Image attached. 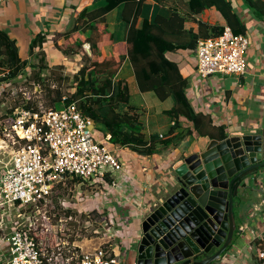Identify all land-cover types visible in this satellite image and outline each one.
Listing matches in <instances>:
<instances>
[{
	"label": "crops",
	"instance_id": "0c3cea01",
	"mask_svg": "<svg viewBox=\"0 0 264 264\" xmlns=\"http://www.w3.org/2000/svg\"><path fill=\"white\" fill-rule=\"evenodd\" d=\"M165 1V4H160L157 0H144L141 4V16L149 19L155 14L167 16L171 13L172 6L183 13L184 2L187 0ZM230 1L244 23L243 34L249 41L246 52L247 69L244 74L236 76L214 73L206 78H200L195 70L194 49H178L166 53L168 57L177 61L181 74L188 79L186 92L194 109L209 115L213 125H224L227 136L236 135L240 131H249L253 127L264 126V0H259L258 3L260 11L263 10L261 12H254L252 8H248L243 0ZM93 2L94 0H0V32L14 40L22 60L37 62L36 53L41 49L45 53L44 60L49 66L64 64L66 59L57 45H60L63 39L57 34L67 31L80 10L89 7ZM98 3L101 4L102 0H98ZM118 12L119 7L105 15V23L110 31H113ZM183 15L188 16L185 27L191 26L194 31L197 30L196 22L198 21L208 25L218 24L229 29L222 16L211 8L199 14L185 13ZM140 22L141 17L138 19V25ZM40 33L46 36L41 47L30 48L31 40ZM110 50L111 46L104 48L105 53H109ZM87 53L90 54L88 51ZM75 56L80 58L81 55L77 53ZM116 77L128 82L130 95L135 96L134 106L141 113L139 120L143 123L142 131L145 135L165 133L173 124L164 113L172 106V99H165H169L171 104L163 100L165 104L162 105L155 102L157 100L154 98L156 97L154 92H140L132 68L127 61L122 63ZM2 90L4 89H0ZM150 93H153L152 96ZM7 112L5 110L6 115H3L0 120V144L5 140L1 128L12 116V110ZM180 120L182 128H192L185 118L180 117ZM92 130L95 137L104 142L109 135L97 129L94 124ZM209 140L207 137L196 136L193 131L177 147L150 155H140L127 147H120L108 141V146L123 164V173L116 172V174L109 171L101 182L80 179L68 182L73 183V186L75 183L82 184L86 187L85 192L88 191L89 194L95 192L94 206L85 202L84 206L80 207L85 208L89 204L86 208L98 213L101 217L100 223L109 217L113 224L110 234L107 233L108 236L94 237L99 241L98 245H109L114 254L120 258L121 264L131 263L135 256L131 245L135 236L140 233L139 222L159 202L165 192L164 188L174 179L171 168L173 163L193 152L203 150ZM1 153L3 152L0 149V176L5 163ZM7 153L9 154V151ZM109 180H115L117 183L115 190L108 184ZM57 190L54 191L52 201ZM238 193L240 194L238 205L235 204L233 208L236 230L231 245L224 250L219 259L211 264H258V251L264 246V167L247 174L238 186ZM87 197L85 193L83 199L86 200ZM67 205L65 210L71 212L72 208L76 207L74 203ZM71 205L74 206L71 207ZM15 208L19 210L22 207L9 209ZM9 209L4 207L3 210L0 206V259L3 261L9 257L8 245L3 237L16 224L15 219L6 214L9 213ZM22 213L17 216L28 217L26 210L23 209ZM94 238L90 237L77 242L74 239L70 249L79 254L91 251L93 249L88 250L85 247ZM216 250L217 248H213L211 254Z\"/></svg>",
	"mask_w": 264,
	"mask_h": 264
},
{
	"label": "trees",
	"instance_id": "16d2710c",
	"mask_svg": "<svg viewBox=\"0 0 264 264\" xmlns=\"http://www.w3.org/2000/svg\"><path fill=\"white\" fill-rule=\"evenodd\" d=\"M143 1L102 0L100 4L94 0L92 5L80 10L67 31L57 34L63 39L60 45L57 44L60 51L75 55L84 43H88L90 54L83 52L84 62L72 75L70 91L66 95L57 90L50 98L51 107L59 109L75 103L97 129L109 134L111 144L127 147L140 155L177 147L193 131L198 137L218 141L225 139L224 125H213L209 115L194 109L186 92L188 79L181 74L177 61L166 53L194 49L198 38L216 36L225 30L224 26L198 21L197 30L194 31L191 26L185 27L188 16L183 14L193 15L205 9H214L234 34H240L244 33L245 26L239 14L230 0H187L183 13L172 6L169 15L155 14L149 19L141 16ZM157 2L166 3L165 0ZM259 2L243 0L254 12L263 11L258 7ZM117 7L119 12L113 31H110L105 23V15ZM45 37L44 33L38 34L31 40L30 48L41 47ZM106 46H111L109 53L104 51ZM36 55L37 62L22 60L14 40L0 32V69L7 71V79L26 77L27 67L33 71L32 75L37 81L45 80L43 70L49 71V76H54L55 80L63 79L53 74V68L59 69L61 66H49L41 49ZM124 61L130 64L140 92L152 91L161 101L172 99V106L164 113L173 124L165 133L146 136L142 131L143 123L139 120L141 113L131 103L129 84L125 79L116 77ZM47 97H50L49 93ZM180 117L190 122L192 128H182Z\"/></svg>",
	"mask_w": 264,
	"mask_h": 264
},
{
	"label": "built area",
	"instance_id": "2783aa9c",
	"mask_svg": "<svg viewBox=\"0 0 264 264\" xmlns=\"http://www.w3.org/2000/svg\"><path fill=\"white\" fill-rule=\"evenodd\" d=\"M248 45L245 34L229 29L198 38L194 48L197 76L244 74ZM6 74L0 69V89L12 83ZM11 115L1 128L3 144L9 148L0 176V206L5 209L45 207L52 202L54 191L69 180L101 182L109 171L123 173L122 162L108 146L109 135L106 143L96 138L92 120L75 103L59 109L40 104L20 106ZM108 184L113 187L117 183L109 180ZM108 222L102 221L104 225ZM16 224L3 237L9 257L0 259V264H121L109 245L80 254L68 248L69 256L57 253L60 259L55 256L53 261L54 253L42 252L31 227ZM258 264H264V246L258 251Z\"/></svg>",
	"mask_w": 264,
	"mask_h": 264
},
{
	"label": "water",
	"instance_id": "95a60500",
	"mask_svg": "<svg viewBox=\"0 0 264 264\" xmlns=\"http://www.w3.org/2000/svg\"><path fill=\"white\" fill-rule=\"evenodd\" d=\"M262 167L264 126L221 141L210 139L203 150L176 160L174 179L139 222L129 264H211L219 259L236 230L238 185Z\"/></svg>",
	"mask_w": 264,
	"mask_h": 264
},
{
	"label": "rangeland",
	"instance_id": "374dc122",
	"mask_svg": "<svg viewBox=\"0 0 264 264\" xmlns=\"http://www.w3.org/2000/svg\"><path fill=\"white\" fill-rule=\"evenodd\" d=\"M88 46V43H84L81 49L77 51L78 55H81L80 58L73 55L74 53L66 54L63 52L66 59L64 60V64L56 65L58 67L61 66L59 69L53 68L55 70L53 74L63 78L60 81L55 80L54 76H49L50 73L47 70L42 71L45 80L43 82L37 81L32 75L33 71L29 68H26V77L17 76L15 79H8L12 82L11 85L4 87V90L0 91V120L3 115H6L5 110L8 111L7 113H9V110H12L11 113H13L17 108L26 104L31 107H37L39 104L46 108L51 107L50 98L55 95L57 90L67 95L70 91L72 75L83 64V52H87V49H89ZM48 93L50 97H47ZM152 94L153 93H150V96H152ZM154 98L157 100L155 102L158 104L164 105L165 101L171 104L169 99L160 101L156 97ZM134 100L135 96L131 95L132 104H134ZM0 149L3 152L1 153V157L6 161L9 156L7 153L9 148H6L3 142H1ZM75 185L73 186V183L60 185L53 201L45 207L39 205L38 209H35L33 206L30 207L31 209L19 208L18 210L15 208L14 210L9 209V213H6L15 219L16 225L21 223L23 227L27 225L31 227L30 232L35 236L42 252L48 255L52 252L54 253V257H52L53 261L55 256H57L58 260L60 259L57 253H60L62 256L70 255L67 250L70 248L71 242L74 239L77 242L82 239H90V237H106L110 229L113 228L112 222H108L107 225H104L102 222L100 223L101 217L98 213L86 208L89 204H91L92 207L94 206L96 202L94 201L95 192L89 194L88 191L85 192L86 187L82 184L75 183ZM116 186L111 188L115 190ZM85 193L88 195L86 200L83 199ZM57 195H59V197ZM105 198L107 199L106 196ZM85 202H89V204L85 208L80 207ZM70 203H74L76 206L73 207L74 205H71V207H73L72 212L65 210L66 206H68L67 204ZM4 207L6 206H2V208ZM23 209L28 213V217L21 216L23 214ZM19 213L22 214L17 216ZM106 218L109 219V217ZM98 242L99 241L94 238L91 242L87 243V247L85 248L91 250L93 246L98 247Z\"/></svg>",
	"mask_w": 264,
	"mask_h": 264
},
{
	"label": "flooded vegetation",
	"instance_id": "af4514ba",
	"mask_svg": "<svg viewBox=\"0 0 264 264\" xmlns=\"http://www.w3.org/2000/svg\"><path fill=\"white\" fill-rule=\"evenodd\" d=\"M240 183H241V182H240ZM240 183H239V184H240ZM238 186H239V185H238Z\"/></svg>",
	"mask_w": 264,
	"mask_h": 264
}]
</instances>
